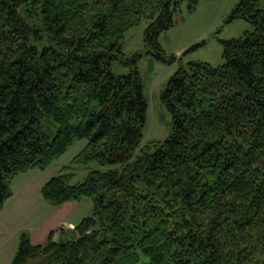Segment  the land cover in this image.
<instances>
[{"label":"trees","instance_id":"16d2710c","mask_svg":"<svg viewBox=\"0 0 264 264\" xmlns=\"http://www.w3.org/2000/svg\"><path fill=\"white\" fill-rule=\"evenodd\" d=\"M197 2L0 0V209L17 175L78 139L40 193L51 205L92 201L43 244L20 232L11 264H264V1L232 8L227 22L254 28L219 40L221 64H183L158 37ZM142 19L146 53L178 64L160 94L171 131L146 143L142 54L122 50Z\"/></svg>","mask_w":264,"mask_h":264},{"label":"rangeland","instance_id":"374dc122","mask_svg":"<svg viewBox=\"0 0 264 264\" xmlns=\"http://www.w3.org/2000/svg\"><path fill=\"white\" fill-rule=\"evenodd\" d=\"M237 1L198 0L191 10L187 9L186 3H182L180 11L174 16L173 25L160 33L159 43L168 55H175L181 59L183 64L191 60L207 61L212 65L221 64L223 61L222 46L219 40L242 36L254 28L253 24L244 19L227 22L228 15ZM147 23L148 20L142 19L139 24L126 30L122 41L124 53L139 52L142 54L137 63L143 93L147 99L142 143L163 140L171 131L172 119L161 103L160 94L169 77L178 67L176 62L168 64L146 53L143 45V31ZM192 46L195 47L186 51ZM111 70L115 75L127 72V69L116 60L112 62ZM85 142V139L73 141L68 149L51 163L49 169L47 168L49 177L55 175L63 165L69 164ZM92 166L93 164L74 166L72 182L83 180Z\"/></svg>","mask_w":264,"mask_h":264},{"label":"crops","instance_id":"0c3cea01","mask_svg":"<svg viewBox=\"0 0 264 264\" xmlns=\"http://www.w3.org/2000/svg\"><path fill=\"white\" fill-rule=\"evenodd\" d=\"M47 168L30 169L11 182L12 195L0 209V264H11L20 232L27 233L32 244H43L51 231L59 226L75 227L92 208L89 197L48 204L40 193L51 177Z\"/></svg>","mask_w":264,"mask_h":264}]
</instances>
